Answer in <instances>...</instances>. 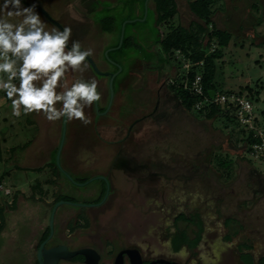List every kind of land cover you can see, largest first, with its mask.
I'll use <instances>...</instances> for the list:
<instances>
[{
  "label": "rangeland",
  "instance_id": "374dc122",
  "mask_svg": "<svg viewBox=\"0 0 264 264\" xmlns=\"http://www.w3.org/2000/svg\"><path fill=\"white\" fill-rule=\"evenodd\" d=\"M27 1L41 5L62 26L71 27L73 39L93 48L91 58L99 70L117 72L105 113L108 80L97 76L90 66L83 74L97 79L102 93L99 107L105 108H87L89 124L79 120L65 123L58 157L62 121H48L35 112L12 117L10 101L0 95V129L9 135L4 149L31 140L49 150L54 148L51 163L57 161L73 179L103 175L109 183V193L100 205H58L47 244L63 243L71 250L94 248L100 254L98 264H113L114 255L127 247L139 249L144 259L161 256L181 264H191L192 260L195 264H240L235 243L224 239L222 219L238 214L246 221L249 218L243 217L245 210H264V163L246 152L241 126L235 121L221 115L206 118L205 112L198 113L197 109L188 111L168 90L171 78L178 76L182 82L189 72L191 63L180 52L170 54L168 70L158 69L162 66L157 57L161 56L157 48L159 35L168 31L169 23L189 25L193 17L188 0H176L177 14L160 25L156 24L152 3L145 7L147 0ZM213 7L217 26L232 35L223 57L215 61L216 92L240 91L246 95V86L262 89L254 106L264 127L259 115L264 107V0H215ZM39 14L49 28L56 27ZM105 16L113 17L111 32L102 31L98 24ZM257 19H261L260 25ZM125 21V37H132L139 46L108 52L105 48L118 45ZM137 118L130 135L120 141ZM17 155L19 162L30 163L21 151ZM217 157L232 160L229 172L217 164ZM8 167L0 162V175ZM63 171L57 184L51 185L52 169H45L40 181L45 188L43 194L29 190L33 176L42 172L25 171L20 189L27 192L17 197L14 209L9 208L14 191L5 193V187H10L9 179L0 186V207L5 214L0 264H32L38 235L49 223L48 203L56 194H68L79 203L98 196L102 185L99 178L77 185ZM45 199L49 200L47 204ZM179 211L198 212L207 224L203 243L189 251L183 261L163 244L166 229L172 227V217ZM260 228L264 231L263 224ZM156 249L159 254H155ZM26 252L31 255L24 258ZM124 264H129L126 257Z\"/></svg>",
  "mask_w": 264,
  "mask_h": 264
},
{
  "label": "clouds",
  "instance_id": "9594fccd",
  "mask_svg": "<svg viewBox=\"0 0 264 264\" xmlns=\"http://www.w3.org/2000/svg\"><path fill=\"white\" fill-rule=\"evenodd\" d=\"M93 56L70 26L49 28L35 3L0 0V95L10 101L12 117L35 112L52 122L89 124L85 110L102 102L97 79L83 75ZM173 255L183 261L189 251L182 246Z\"/></svg>",
  "mask_w": 264,
  "mask_h": 264
},
{
  "label": "trees",
  "instance_id": "16d2710c",
  "mask_svg": "<svg viewBox=\"0 0 264 264\" xmlns=\"http://www.w3.org/2000/svg\"><path fill=\"white\" fill-rule=\"evenodd\" d=\"M149 3H152L153 8L155 9V20L157 25L170 21V19L173 18L178 12L175 0H147L145 7L149 6ZM214 3L215 0H188L187 7L189 9V13L193 17L189 25L183 26L179 23L177 25L169 23L168 31H166L164 35L160 34L158 38L159 40L157 41V45L162 56V63H160L162 66L160 67H170V54L173 51L180 52L183 57L189 60L191 63L187 76L190 80H192L196 74L201 73L204 94L208 96L216 92L215 75L217 68L215 61L223 57V49L228 46L232 39L231 33L226 29L218 27L215 19L213 18V14L215 12L213 7ZM261 22V19H257V25H260ZM98 24L100 25L102 31L111 32L114 28L113 17H102ZM138 46V43L134 42L132 37H125L123 32V40L119 47L114 45L105 49H108L109 52L110 50H116L117 48L120 49L121 47ZM199 62H201V65H199ZM183 81H179L178 76L171 78L167 85L168 90L175 95L176 99L179 100L188 111H191L192 109L196 110L195 104L198 99L201 98H198L197 96L190 93L188 89L184 88ZM245 89L246 96L253 102L257 100V97L262 90L260 88L255 89L249 86H246ZM238 93L242 94L240 91H238ZM104 108L105 106H98L99 111L103 110ZM233 108L234 107L232 106L231 108H228L227 106L221 107L218 105H210L204 107L201 110H197V112H205L204 115L206 118H215L221 115L226 120L235 121L237 123L235 120V115H233ZM259 115L260 118L264 120V107L259 111ZM258 124H260V122H258ZM241 132V140L243 143H245L246 152H249L250 145L254 141L252 136L253 133L252 131H247L243 128H241ZM10 151H14V148H11ZM1 159L2 151L0 139V160ZM216 161L221 168L229 172L231 169L232 160L226 159V157H217ZM55 164L56 163L53 164L50 162V164L48 163L47 165L51 167L53 174L59 177L62 175V171ZM88 179L89 177H83L74 180L81 182ZM101 182L102 185L98 196L88 203L98 202L102 198L105 190V184L103 180H101ZM19 195V191H15L13 193L14 197H12L9 208L14 209L16 207L17 197H19ZM60 199L73 200V198L68 194L58 193L56 194L54 200L48 204L50 207H52V205ZM45 203L47 204V202ZM179 222L184 223V225H180ZM227 222H229V220H227ZM172 223V227H168L166 229V234L169 240H171L170 248L174 252L180 249L182 246H185L187 249L191 250L198 245L204 232V223L202 222L198 212L186 214L185 212L180 211L174 215ZM4 226L5 214L3 208L0 207V232L3 230ZM49 227L50 226L46 224L45 227L40 231L38 235L37 246L47 237L49 233ZM82 257L83 256L81 255H76L74 259L82 260Z\"/></svg>",
  "mask_w": 264,
  "mask_h": 264
},
{
  "label": "crops",
  "instance_id": "0c3cea01",
  "mask_svg": "<svg viewBox=\"0 0 264 264\" xmlns=\"http://www.w3.org/2000/svg\"><path fill=\"white\" fill-rule=\"evenodd\" d=\"M157 48L158 53L161 54L158 45ZM157 57H159V59L162 61V56ZM160 60H158V62ZM168 68L159 67L158 69L162 70L163 72L164 70H168ZM0 139L2 151V159L0 160V162H5L7 166H9L8 168H5L0 175V186L6 183V179H9L10 187H5L6 189H11L14 192L19 191V194L25 193L27 191H23L22 189H20L22 185L23 175H25V171L33 170L36 172H42V174L33 176V182L30 183L29 190L37 194L45 193V188L43 184L40 183V181L44 177L43 174L45 172V169L51 168L47 164H50L51 162V153L54 148H51L49 150V147L39 146L37 143H32L31 140H28L23 143L7 146L4 149L3 144L7 142V139H9V135L7 131L4 132L1 131V129ZM11 148H14V151H10ZM20 151L23 157H29L30 163L25 164L23 162L18 161L17 153ZM19 172L21 174H18ZM36 172L33 173L35 174ZM57 179L58 176L54 175L52 172V178H50L49 184H57ZM34 190H36V192ZM256 194L259 195V193ZM262 196L264 197V195ZM45 202L48 203L49 200L45 199ZM244 212L246 214L243 217L249 218L246 221H242L240 215L238 214H236L235 216H225L222 219L223 227L226 231L224 239L226 241H229V243H235L234 247L236 253H238V259L240 264H264V231H262L260 228V225H264V210L258 211L256 209H250L245 210ZM200 217L202 219V216ZM227 220H229V222H227ZM206 228L207 224L205 223L202 238L195 248H197L201 243H203ZM195 248L191 250L188 249V251H192ZM208 263L213 262H207V264Z\"/></svg>",
  "mask_w": 264,
  "mask_h": 264
},
{
  "label": "water",
  "instance_id": "95a60500",
  "mask_svg": "<svg viewBox=\"0 0 264 264\" xmlns=\"http://www.w3.org/2000/svg\"><path fill=\"white\" fill-rule=\"evenodd\" d=\"M24 3L26 6H27V4H32V3L28 2L27 0H24ZM35 5H36V10L40 11L47 18V20L50 21L53 25H55L56 27H60V28L63 27L41 5L36 4V3H35ZM127 21H131V20H127ZM127 21H125L122 24V30L120 33V39H119V43H118L117 47H119L122 43L123 27ZM105 55L107 56V51L105 52ZM89 66L91 67V69L93 70L94 73H96L98 75L103 74V75L108 76L109 99H108V103H107L106 108L103 110V113H105L109 109L110 101H111L112 94H113L112 82H113V79H114L115 75L117 74V72L116 71L115 72H110V71L109 72H103V71L99 70L92 58H89ZM120 68H121V66L118 64V69H120ZM94 108L96 110L98 109L95 104H94ZM64 132H65V123L62 121V128H61V133H60L61 137H60V142H59V145L57 148V157L61 151V147L63 144V140H64V134L63 133ZM55 165H57L61 169V167L58 165L57 161H56ZM61 171H63V169H61ZM63 173L66 176H68V178L70 179V181L73 184H77V185H84V184L88 183L89 181L96 179V178L103 180V182L105 184L104 194L98 202L79 203V202H76L73 200L60 199V200H57L52 205L51 210H50L49 223H48V225L50 226L49 227V233H48L47 237L37 247V252H36L37 257L36 258H37L38 264H56L59 259H70L76 255L83 256L84 264H98L99 259H100V254L94 248L81 247V248L71 250L67 247V245H65L63 243H59L57 245H53L50 247L45 246L46 242L50 239V237L53 234V215H54V211L58 205H60L62 203H68V204L79 205V206H97V205L102 204L105 201V199L109 193V183H108L107 178L104 177L103 175H95L86 181L80 182V181L74 180L65 171H63ZM114 256L115 257H114L113 264H124L125 256L127 257L129 264H181L179 261H172V260L164 258V257L154 258V259L144 263L139 249H137L135 247L122 248Z\"/></svg>",
  "mask_w": 264,
  "mask_h": 264
},
{
  "label": "built area",
  "instance_id": "2783aa9c",
  "mask_svg": "<svg viewBox=\"0 0 264 264\" xmlns=\"http://www.w3.org/2000/svg\"><path fill=\"white\" fill-rule=\"evenodd\" d=\"M199 65H201V62H199ZM183 85L190 93L198 98H201L198 99L195 104V108L197 110H201L210 105H218L221 107L227 106L228 108H231V106L234 107L233 113L239 126L247 131H252L253 133L252 136L254 141L250 145L249 154L254 159L260 160L264 163V127L258 124L259 120L256 114L254 102L250 98H248L245 94L238 92H215L209 96L205 95L201 73L196 74L192 80H190L186 74ZM245 104L250 105V109L245 108ZM5 193H9V189L5 188Z\"/></svg>",
  "mask_w": 264,
  "mask_h": 264
},
{
  "label": "flooded vegetation",
  "instance_id": "af4514ba",
  "mask_svg": "<svg viewBox=\"0 0 264 264\" xmlns=\"http://www.w3.org/2000/svg\"><path fill=\"white\" fill-rule=\"evenodd\" d=\"M38 11V10H37ZM39 13H41L40 11H38ZM42 14V13H41ZM115 72V71H114ZM96 74V73H95ZM97 76H103V77H105L107 80H108V76L107 75H103V74H100V75H98V74H96ZM122 82V81H121ZM121 82H120V84H121ZM119 84V85H120ZM93 109H94V105H93ZM99 111V110H98ZM137 121H139V118H137V119H135L134 121H132L129 125H128V128H127V134L120 140V141H124L129 135H130V132H131V130H132V127H133V125L137 122ZM180 212V211H179ZM184 212V211H183ZM194 211H190V212H188V213H186V214H189V213H193ZM178 213V212H177ZM176 213V214H177ZM200 214V213H199ZM175 215V214H174ZM201 216V215H200ZM173 218H174V216L172 217V221H173ZM202 222L204 223V219L202 218ZM204 225H205V223H204ZM3 231V230H2ZM2 231L0 232V235H1V233H2ZM165 238L167 239V240H169V238L167 237V234H166V232H165ZM38 242V241H37ZM57 244H59V243H56V244H53V245H57ZM53 245H48L47 243L45 244V246L46 247H50V246H53ZM38 247V246H37ZM36 247V248H37ZM179 250V249H178ZM177 250V251H178ZM36 252H37V249H36ZM36 252H35V255H34V257H33V262H32V264H38V261H37V255H36ZM176 252V251H175ZM141 253V252H140ZM29 255H31V252H26L25 253V255L23 256L24 258H27V257H29ZM142 255V254H141ZM22 257V258H23ZM74 257L75 256H73L72 258H70V259H59L58 261H57V263L56 264H59L60 262H63V261H68V262H79V263H82V264H84V262H83V257H82V260H78V259H74ZM126 257V256H125ZM158 257H161V256H153V257H151V258H148V259H144L143 258V256H142V258H143V261H144V263H146V262H148V261H150V260H152V259H154V258H158ZM127 258V257H126ZM167 259H169V258H167ZM124 260H125V258H124ZM170 260H172V259H170ZM114 261V260H113ZM172 261H174V260H172Z\"/></svg>",
  "mask_w": 264,
  "mask_h": 264
}]
</instances>
